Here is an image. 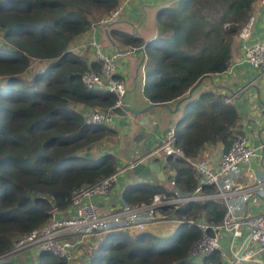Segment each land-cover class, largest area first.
<instances>
[{
  "label": "trees",
  "instance_id": "1",
  "mask_svg": "<svg viewBox=\"0 0 264 264\" xmlns=\"http://www.w3.org/2000/svg\"><path fill=\"white\" fill-rule=\"evenodd\" d=\"M118 2L0 0L5 42L0 45V257L17 238L45 225L52 209L67 211L75 192L116 172L112 154L87 156L89 147L112 138L114 130L86 124L82 115L85 108L106 111L116 97L82 84V74L98 71L100 63H88L71 46ZM257 2L177 0L158 12L159 34L151 42L120 31H109V36L127 48L144 49L145 99L152 105H175L208 77L227 72L232 41L250 21ZM34 61L44 62L43 68L25 79ZM184 104L186 114L175 133L187 159L198 158L209 146L220 145L225 152L242 136L238 112L224 96L202 91ZM169 170V184L178 191L191 194L200 186L188 162L171 163ZM171 189L141 181L127 186L122 197L128 204L148 203L157 194L173 196ZM214 191L201 188L203 195ZM225 212L218 200L185 202L170 214L186 220L172 236L108 234L96 240L84 264H196L189 251L202 233L187 222L217 225ZM36 258L37 264H66L45 252ZM13 259L0 264H15ZM219 262L216 252L201 264Z\"/></svg>",
  "mask_w": 264,
  "mask_h": 264
},
{
  "label": "built area",
  "instance_id": "2",
  "mask_svg": "<svg viewBox=\"0 0 264 264\" xmlns=\"http://www.w3.org/2000/svg\"><path fill=\"white\" fill-rule=\"evenodd\" d=\"M117 7L99 22L93 23L91 28L99 27L108 33L111 25L115 24L123 12L124 6L130 0H118ZM258 5L264 9V0H258ZM91 30V29H90ZM250 28L248 24L239 33L240 38L247 39ZM5 44L0 34V45ZM91 47L94 50V61L100 63L98 71L88 69L81 76L82 84L88 90H101L112 93L116 97L115 104L106 111L98 109H81L84 121L89 125H106L112 127L113 109L121 108V99L125 96V84L118 74L116 56H108L102 52L99 43L93 40ZM244 62L256 70L259 77L264 79V42L252 45H243ZM1 80V79H0ZM230 102L229 100L225 101ZM264 149V144L258 147L248 145L243 136L236 137L227 151H221L217 162L213 163L208 158L187 159L182 149L177 145L175 129H169L160 147L150 155L155 156L163 169L168 171L170 164L180 160L188 162L200 177V186L191 194L182 193L173 187L172 195L157 194L148 203L123 204L117 209L101 213L93 199L108 196L117 182L120 171L100 180L94 185L84 187L75 192L71 198L70 214L59 216L56 208L51 211L50 220L43 226L31 231L29 234L17 238L11 250L0 257V260H9L19 255L33 252L36 257L42 253H49L66 264H75L78 259H86V254L92 249L82 250V247L92 244L93 238H99L108 234L119 233H146L149 228L177 223L178 228L186 222L185 219L171 217L170 214L182 204L198 200H218L226 206L225 215L221 223L208 224L204 221H188L201 231V237L192 245L189 251V259L201 264L204 258L219 253V263L209 264H240L235 250L237 240L249 237L248 246L252 248L251 254L242 255L247 262L255 254H264V213L250 215L244 213L234 214L231 196L242 193L243 202L256 201L248 193L252 189H241L235 184L242 167L249 166L254 159L260 157L259 151ZM204 151V150H203ZM202 151V152H203ZM135 164L129 163L126 170H130ZM255 189L260 194L264 190V176L253 178ZM203 186L214 187L215 191L210 195H203ZM229 236L224 252L221 250V241ZM80 252L83 256L78 255ZM247 252V250H246ZM85 263V260H84Z\"/></svg>",
  "mask_w": 264,
  "mask_h": 264
},
{
  "label": "crops",
  "instance_id": "3",
  "mask_svg": "<svg viewBox=\"0 0 264 264\" xmlns=\"http://www.w3.org/2000/svg\"><path fill=\"white\" fill-rule=\"evenodd\" d=\"M176 0H130L120 15L118 21L111 25L108 33L99 27L91 28L86 34L82 35L73 43L72 50L75 54L82 57L88 63L93 62L94 50L91 47V42L95 40L100 44L102 52L108 56H116V67L118 74L123 78L125 84L124 104L131 108L142 111L152 104L145 99L143 95V86L146 82L144 65L146 63V55L144 63L139 67L142 54L141 53H122L127 48L118 44L109 36V31H120L130 35H134L143 40L144 43H149L159 33V28H156L155 22L158 16L157 8H168L174 4ZM250 28L247 39H242L236 36L231 45V60L227 72L221 75L210 76L201 82L199 89L192 92V98H197L203 91L222 95L226 100L230 99V104L233 105L238 112V122L242 136L248 141V145L258 147L264 144V79L259 77L256 70L252 69L244 62L243 45H252L255 43L264 42V9L258 4L255 5L250 21ZM152 80V79H151ZM185 101L180 104L178 110L173 112L175 105H169L171 110L165 108H155L147 114L140 116L113 117L112 129L114 135L112 138L104 139L88 148V157H97L104 153L112 154L116 159V171L121 173L118 175L117 182L111 189L108 196L97 197L93 199V203L101 213H106L117 209L123 204H128L123 201L122 193L127 186L141 183L138 179L132 176L130 170H126L127 165L132 161L128 157L133 154L132 149H126L127 145L132 143L135 151L140 150L141 154L135 159H139L144 154L155 152L161 145L166 132L174 128L179 119H182L186 114ZM151 123L152 127L144 125L142 120ZM121 139V142H120ZM130 142V143H129ZM223 150L222 146L205 147L204 151L198 156V159L208 158L211 162L216 163L219 153ZM260 157L254 159L249 166L242 167L239 177L235 184L241 189H252L248 193L251 198L257 200L243 202L242 193H236L231 196L232 207L234 214L248 213L257 215L264 213V190L258 194L255 189L253 178L264 176V149L259 151ZM155 157V156H154ZM144 160L143 163H147ZM163 179H158L155 175H150L145 181L150 184L162 185L165 189L170 190L168 171L162 168ZM71 210L63 211L59 216L70 214ZM169 224H160L149 228L145 234H153L158 237H169ZM247 238V237H246ZM245 238L237 240L235 250L239 251ZM229 236L221 241V250L227 246ZM91 242V241H90ZM89 242V243H90ZM88 243V245H89ZM247 250V252H246ZM245 250L246 255L251 254V247ZM243 253V254H244ZM29 254V253H28ZM27 254V255H28ZM35 257V253L31 252ZM25 254V256H27ZM78 255L83 256L80 252ZM83 262H84V257ZM33 261V259H31ZM246 262V261H245ZM246 264H264V254H255L251 259H248Z\"/></svg>",
  "mask_w": 264,
  "mask_h": 264
},
{
  "label": "water",
  "instance_id": "4",
  "mask_svg": "<svg viewBox=\"0 0 264 264\" xmlns=\"http://www.w3.org/2000/svg\"><path fill=\"white\" fill-rule=\"evenodd\" d=\"M122 53H124V54L125 53H141L142 54V60H141L139 67L144 63L145 51L143 48H138V49L130 48L128 50L123 51ZM194 89H195V87L188 93V95L186 97L180 99V101L175 105L173 112H176L178 110L180 104L183 103L186 99H189L191 97V94H192ZM124 97L121 99V102H122L121 108L113 109V114L116 116H120V117L124 118L128 115H131V116L137 117V116H140L143 114H147L155 108H162V107L167 109V110H171L170 106L167 104H153V105L149 106L148 108H146L142 111H137V110L131 108V106H127L126 104H124ZM148 155L149 154H144L139 159H135V160H132L130 162V163L135 164L130 169L132 176L134 178L138 179L139 181H145L150 175L153 174L158 179L162 180L164 174H163L161 165L159 164L156 157H153V156L148 157ZM146 159L148 160V162L145 164V163H143V161ZM249 241H250L249 237L245 238V240L243 241V243H242V245L238 251L237 257L240 260V264H246V262L242 259V255L245 252V250L247 249Z\"/></svg>",
  "mask_w": 264,
  "mask_h": 264
},
{
  "label": "rangeland",
  "instance_id": "5",
  "mask_svg": "<svg viewBox=\"0 0 264 264\" xmlns=\"http://www.w3.org/2000/svg\"><path fill=\"white\" fill-rule=\"evenodd\" d=\"M175 1V0H174ZM177 1V0H176ZM177 4V3H176ZM159 8H161V7H159ZM159 8H157V11H156V13L157 12H159L160 10H162V9H164V8H162V9H159ZM158 18V17H157ZM157 18H156V22H155V25H156V28L158 29L159 28V24H158V20H157ZM163 20H165V18L163 19ZM159 34V33H158ZM157 37H158V35H157ZM156 38V37H155ZM154 38V39H155ZM153 39V40H154ZM151 42V41H150ZM159 48H160V46H159ZM43 65H44V62H38V61H34L32 64H31V67H30V70L24 75V77H25V79H28L32 74H33V72H35V71H39V70H42V68H43ZM2 81V80H1ZM126 89V88H125ZM114 117H115V115H114ZM185 117V116H184ZM183 117V118H184ZM143 122H144V125L145 126H148V127H152V125H151V123H149L148 121H145L144 119L142 120ZM120 142H121V139H120ZM130 143V142H129ZM134 146H136V145H134ZM134 146H133V144L132 143H130V144H128L127 145V147H126V149H132V151H133V154L132 155H130L129 153H128V151L126 150V152H127V154H128V157H130V159L131 160H135V158H136V156L137 155H140L141 154V151L140 150H137V151H135V149L136 148H134ZM131 205H135V204H133V203H131ZM99 212H103L102 210L100 211L99 210ZM177 229H178V224L177 223H172V224H170V228H169V233L170 234H175V232L177 231ZM140 234H142V233H131V234H129V235H131V236H137V235H140ZM171 235V236H172ZM101 237H103V236H101ZM101 237H99V238H93L92 239V244H90V245H86V246H84V247H82V250H87L88 248H96L97 247V242H96V240L97 239H100ZM98 241V243H99V241L100 240H97ZM224 252V251H223ZM27 255V254H26ZM17 259V262H15L14 261V263L15 264H37V258L36 257H33L32 256V254H31V252H29V254L27 255V256H25V254L24 255H19L18 257H16ZM31 259H33V261L31 260ZM14 260V259H13ZM75 264H84V262L82 261V259H78L77 260V262L75 263Z\"/></svg>",
  "mask_w": 264,
  "mask_h": 264
}]
</instances>
